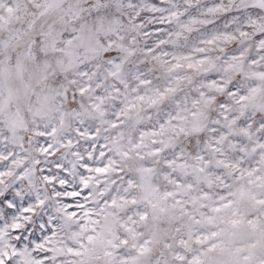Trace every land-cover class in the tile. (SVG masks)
Wrapping results in <instances>:
<instances>
[{"label":"snow or ice","instance_id":"6c2138e0","mask_svg":"<svg viewBox=\"0 0 264 264\" xmlns=\"http://www.w3.org/2000/svg\"><path fill=\"white\" fill-rule=\"evenodd\" d=\"M0 264H264V0H0Z\"/></svg>","mask_w":264,"mask_h":264}]
</instances>
